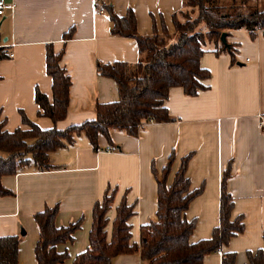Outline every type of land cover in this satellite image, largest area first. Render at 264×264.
I'll list each match as a JSON object with an SVG mask.
<instances>
[{"label":"crops","instance_id":"1","mask_svg":"<svg viewBox=\"0 0 264 264\" xmlns=\"http://www.w3.org/2000/svg\"><path fill=\"white\" fill-rule=\"evenodd\" d=\"M12 9L0 16V48L12 57L0 61V120L3 131L26 130L23 115L40 130L58 131L93 121L96 105L116 102L115 83L96 74V64H134L138 59L133 39L111 36L98 0H1ZM122 18L130 11L139 37L173 32L171 16L181 0H103ZM264 10V0H256ZM70 32L68 39H63ZM235 45L234 63L227 54L204 53L199 67L208 73L202 90L185 96L179 87L167 92L163 103L169 122H145L135 137L111 133L112 146L98 137L93 152L80 134L71 144L48 155L47 171H25L0 179L7 192L0 196V238L18 237L17 264H36L33 254L38 239L33 215L57 207L55 227L79 222L72 240L55 247L73 259L88 246L91 210L103 196L114 192L105 213L106 241L116 207H132L128 220L129 244L138 245L139 229L155 220L157 176L172 156L167 184L189 156L184 176L189 191L198 194L183 217L193 222L190 244L208 240L218 225L219 199L224 189L232 203L230 220L241 218L243 231L218 250L233 253L234 264H248L246 254L263 250L264 232V36L254 38L237 31L227 38ZM46 45L62 51L60 67L70 78L66 116L53 124L38 115L34 92L51 102V80L45 74ZM110 151H105V148ZM216 251L203 256L201 264H220ZM111 264H143L138 254L115 256Z\"/></svg>","mask_w":264,"mask_h":264},{"label":"trees","instance_id":"2","mask_svg":"<svg viewBox=\"0 0 264 264\" xmlns=\"http://www.w3.org/2000/svg\"><path fill=\"white\" fill-rule=\"evenodd\" d=\"M97 7L107 15L111 36L130 38L136 43L138 59L134 64L95 65L97 75L115 83L117 101L96 105L93 121L62 131L55 128L40 130L20 115L21 124L27 129L8 133L3 131L4 121L0 120V179L25 171L49 170V153L71 144L77 135L82 134L90 149L97 152L98 137L111 147L113 132L135 137L139 126L145 122L171 121L163 107L167 92L172 87H179L185 96H194L203 89L201 82L209 75L199 67L202 54H227L233 65L235 45L227 42L231 32H243L251 39L257 33L264 36V10L257 8L256 0H181L180 8L171 16L173 32L168 34L162 29L160 34L153 33L147 37L137 36L130 11L118 18L103 0H98ZM221 34H225L227 47L220 44ZM69 37L70 32L63 39ZM8 54L7 49L0 48V61L9 59ZM61 55L62 51L54 54L51 46L46 45L44 67L51 80V102L38 91L34 92L38 115L53 124L64 119L69 102L70 78L60 67ZM188 158L181 160L169 184L167 176L172 156H169L159 177L151 167L157 188L155 220L140 227L138 245L129 244L128 220L133 212L132 207L123 202L116 207L110 238L106 241L104 216L114 200L112 191L93 206L88 246L73 259L72 264H111L115 256L134 253L143 264H201L203 256L227 245L231 237L241 233V218L230 220L231 199L222 189L218 225L210 238L195 244L188 242L193 222H187L183 213L198 194V191H189L184 176ZM6 194L0 187V196ZM56 215V206L33 215L38 234L33 249L36 264H61L68 258L66 253H57L55 247L72 240L79 222L56 228ZM261 240L263 250L247 253L248 264H264V232ZM18 242L16 236L0 238V264H17ZM234 258L233 253L222 254L220 264H234Z\"/></svg>","mask_w":264,"mask_h":264},{"label":"built area","instance_id":"3","mask_svg":"<svg viewBox=\"0 0 264 264\" xmlns=\"http://www.w3.org/2000/svg\"><path fill=\"white\" fill-rule=\"evenodd\" d=\"M97 8V6H96V3H95V9ZM5 9H12V6H9V5H5L1 0H0V16L2 15V13H3V10H5ZM8 57L9 58H11L12 57V54L11 53H9L8 54ZM259 125H260V128H264V121L263 120H261L260 121V123H259ZM139 128H141V125L139 126ZM138 128V129H139ZM105 151H110V148H105ZM216 254L217 255H221V252L219 251V250H216Z\"/></svg>","mask_w":264,"mask_h":264},{"label":"water","instance_id":"4","mask_svg":"<svg viewBox=\"0 0 264 264\" xmlns=\"http://www.w3.org/2000/svg\"><path fill=\"white\" fill-rule=\"evenodd\" d=\"M219 41H220V44L223 46V47H227V44H226V41H225V34H221L220 37H219Z\"/></svg>","mask_w":264,"mask_h":264}]
</instances>
